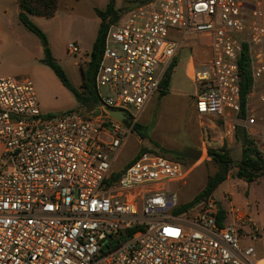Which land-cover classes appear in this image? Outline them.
I'll return each mask as SVG.
<instances>
[{"label":"built area","instance_id":"1","mask_svg":"<svg viewBox=\"0 0 264 264\" xmlns=\"http://www.w3.org/2000/svg\"><path fill=\"white\" fill-rule=\"evenodd\" d=\"M131 3L106 35L95 113H44L32 80L0 78V264H264L253 244L241 245L261 239L249 213L212 197L179 211L170 186L204 157L185 168L139 151L121 172L113 170L191 36L211 53L203 65L190 58L186 73L196 115L221 121L224 142L244 126L264 158V92L255 103L248 97L242 118L239 65L246 52L252 92L260 81L264 89L261 0ZM68 51L79 48L70 43ZM104 109L128 115L131 126Z\"/></svg>","mask_w":264,"mask_h":264},{"label":"rangeland","instance_id":"2","mask_svg":"<svg viewBox=\"0 0 264 264\" xmlns=\"http://www.w3.org/2000/svg\"><path fill=\"white\" fill-rule=\"evenodd\" d=\"M131 1L114 0L115 8L120 16L124 14L122 10L126 11L132 8L133 3ZM109 2L110 0H79V19L99 18L95 10L104 11ZM261 6L264 21V0H261ZM2 19H8L9 24L3 23ZM18 19L17 6L13 2L3 3L0 0V78L13 77L20 80H32L44 113L59 114L70 110H76L86 115L95 113L98 106L92 100L84 101L81 99V102H78L76 107L71 108L72 101L59 92L44 76L37 74L36 63L30 58L28 47H26L27 44L25 46L17 44V31L13 27V23L18 21ZM31 21L45 34L49 43L48 34L35 20L31 19ZM20 27L36 36L22 24H20ZM204 43L205 40L203 38L192 36L184 41L178 56L172 64L174 68L168 91L165 95L158 94L154 97L142 116L141 121L138 122L142 126V132L145 137L142 138L132 131L128 144L122 150L113 166V170L119 173L135 158L139 151L153 150L167 158L182 162L186 168L187 165L191 166L196 161L189 158V156L199 153V159L204 158L192 169L191 174L183 182L179 184L173 183L170 186L172 193H176L178 196L180 207L193 203L204 191L208 179L219 171V166L212 160L209 151H219L223 148L219 144L225 132L222 122L217 120L210 122L196 115L194 111V84L188 79L186 74L190 58L193 59L196 65H203L211 60L210 49ZM78 54L74 56L77 57ZM56 60L72 82L61 62L57 58ZM87 66L88 64L84 68L85 70ZM190 66L192 67V65ZM79 93L81 96L83 95V98L87 96L81 92ZM72 97L75 99L73 95ZM258 97L259 94L256 91L254 98L250 102L254 101L255 103V99ZM242 118L245 119L243 116ZM243 133L247 134L246 128L241 125L235 133V143L230 144L229 148L226 145L224 146L235 162L237 153L242 152V143L239 141V138ZM248 136L257 145V141L250 135ZM184 151L186 152V156L181 154ZM236 171L235 167L231 168L228 175L231 181L237 179L235 177ZM230 184L231 182L228 181L223 182L214 192V196L210 197L219 204L222 203L227 210L231 206H235L256 217L264 214V182L252 185L248 195L241 190L240 194L226 199L224 194L229 191L227 188ZM207 199L200 200L189 209L200 208L202 203ZM250 201L256 202L247 205L246 202ZM263 231L264 229L261 230V239L264 236ZM257 243L259 241L256 243L248 241L241 245L253 244L257 250Z\"/></svg>","mask_w":264,"mask_h":264},{"label":"trees","instance_id":"3","mask_svg":"<svg viewBox=\"0 0 264 264\" xmlns=\"http://www.w3.org/2000/svg\"><path fill=\"white\" fill-rule=\"evenodd\" d=\"M59 1L60 0H18V6L20 10L18 15L19 21L23 26H25L30 32L34 33L40 39L44 48V57L40 62L43 65L48 66L54 72L63 86L75 96L77 102H81V99L84 101L92 100L97 106L99 104V100L94 89L95 75L103 56L108 29L112 24H115L120 20V15L115 8L114 0H110L104 11L99 9L95 10L96 14L101 19V25L96 42L93 46L92 53L90 55V62L88 63L87 69L85 70L84 68H81L84 82L79 90L72 84L65 70L60 66L56 58L53 56L45 34L31 21V16L45 18L53 17L57 11ZM141 1L142 0H134V3L137 4ZM239 65L241 74V116L244 117L248 97L253 91V79L248 55L246 52L242 54ZM173 68L174 65L170 67L164 76V79L161 83V95H165L169 89L172 80ZM79 92L87 96L83 98V95L81 96ZM133 131L136 132L140 137H145L142 132V126L138 123L133 125ZM239 141L242 143V159L238 163L234 162L230 153H228V151L225 149L226 147H223L219 151H209L210 157L219 166V171L208 179L204 191L198 196V198L193 203L180 207L179 211L187 210L200 200L210 198L216 189L228 179V175L232 167H235L237 170L235 177L249 184L257 182L260 178L264 177V158L258 150L255 141L251 139L246 133L242 134V136L239 138ZM146 151L153 150H142V152ZM181 154L186 156L185 151ZM189 158L198 160L199 153L197 155L189 156Z\"/></svg>","mask_w":264,"mask_h":264},{"label":"crops","instance_id":"4","mask_svg":"<svg viewBox=\"0 0 264 264\" xmlns=\"http://www.w3.org/2000/svg\"><path fill=\"white\" fill-rule=\"evenodd\" d=\"M1 2H13L17 6V13L19 15L20 10L18 6V0H1ZM78 9L79 0H60L58 3L57 11L53 17L45 18L39 16H31V19L33 21L35 20L37 24L48 34L49 45L51 47L53 55L61 62L63 67L66 69L74 86L80 90V87L84 82L81 68H85L86 65L90 62V55L92 53L93 46L98 36L99 28L101 25V19H99L98 17L97 19H79ZM2 22L8 23V19H2ZM13 24V27L16 28L17 31V44L19 46H25L27 44L26 47H28V53L30 55V58L34 61V63H36L37 74L44 76L48 81L52 83V85H54L59 90V92L69 98L72 101L71 108L76 107L78 102L77 100L75 102V96L63 86V84L48 66H45L40 62L44 57V48L41 44V41L33 34L26 32L23 28H21V23L19 19ZM70 43H74L78 46L79 54L77 57L69 53L68 45ZM206 46L208 47V45ZM256 91L259 96L262 95L261 93L264 92V89L262 87V81L257 84ZM255 93L252 92L250 97H252L253 94L255 95ZM71 94L74 96L75 99H73ZM255 100L257 102V98ZM40 105L42 107V104ZM259 106L264 109V104H260ZM262 114L264 115V112H262ZM235 140L236 138H234L233 140H228L226 142L219 141V144H221L220 147H224L226 145L227 148H229V145L235 143ZM241 159L242 152L237 153L236 162H240ZM226 181L231 182V184L227 188L229 189V191L226 192L227 194H224L227 199L228 197L231 198L240 194L241 190L244 191L246 195H248L251 186L255 183L264 182V177L260 178L257 182L251 184L240 179L231 181L230 176ZM252 202H246V204L250 205V203ZM220 205L225 208L222 203ZM252 217L257 226L261 230L264 229V214L260 217H256L255 215H252ZM257 244V253L259 257L264 258V236L262 239L259 240V243Z\"/></svg>","mask_w":264,"mask_h":264},{"label":"water","instance_id":"5","mask_svg":"<svg viewBox=\"0 0 264 264\" xmlns=\"http://www.w3.org/2000/svg\"><path fill=\"white\" fill-rule=\"evenodd\" d=\"M102 114L105 117H107L109 119H113L122 125H130L131 124V118L128 115L124 114L123 112L111 111L108 109H104V110H102Z\"/></svg>","mask_w":264,"mask_h":264}]
</instances>
